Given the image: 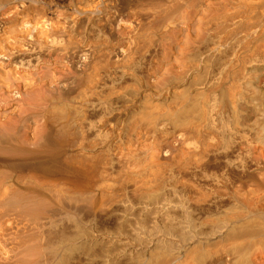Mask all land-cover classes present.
I'll list each match as a JSON object with an SVG mask.
<instances>
[{"label":"bare ground","instance_id":"obj_1","mask_svg":"<svg viewBox=\"0 0 264 264\" xmlns=\"http://www.w3.org/2000/svg\"><path fill=\"white\" fill-rule=\"evenodd\" d=\"M0 12V147L15 153L0 158V264H114L130 246L177 250L171 264H264V0ZM125 164L144 187L130 180L104 209ZM70 193L92 194L114 227L73 229ZM101 235L121 246L99 258Z\"/></svg>","mask_w":264,"mask_h":264},{"label":"rangeland","instance_id":"obj_2","mask_svg":"<svg viewBox=\"0 0 264 264\" xmlns=\"http://www.w3.org/2000/svg\"><path fill=\"white\" fill-rule=\"evenodd\" d=\"M37 3H32V4H28V5H26V9H24L23 8V10H24V12L23 11H21L22 9L21 8H19V9H21V10H19V13L20 14H24V17H25V15H26V13L29 11V9H32L31 11H29L28 13L29 14H31L29 17H31V18H36V17H39L42 13H43V10H41V8H39L40 10H41V12H40V10H39V13H38V10H37V8H38V6H40V5H38ZM32 8H31V7ZM33 6H36L35 8H36V10L33 8ZM29 8V9H28ZM26 10H28V11H26ZM22 13H21V12ZM26 11V12H25ZM35 11V12H34ZM37 12V13H36ZM1 13V12H0ZM35 13V14H34ZM41 13V14H40ZM20 14H17V18L19 17V18H21V17H23V14H22V16L20 15ZM28 14V15H29ZM32 14H34L35 15V17H34V15H33V17H32ZM37 14H40V15H38V16H36ZM18 15H20V16H18ZM15 16V17H14ZM10 17V19H12L11 21H14L15 19H17L16 18V15H12V16H9ZM43 17V16H42ZM15 18V19H14ZM10 24V26H9V28L13 25V27L12 28H14V22H12V23H9ZM8 24V25H9ZM11 28V29H12ZM131 127H133V124L132 125H130ZM130 131L132 130V128H130L129 129ZM134 130V129H133ZM78 142V141H77ZM117 145H119L118 146V149L120 148V145H121V148H120V152H122L124 149H122V147L124 148V145L122 146V144H117ZM132 145V144H131ZM139 146V144L137 143V144H133L132 146V148L133 149H136V147H138ZM140 146H141V144H140ZM76 148V147H75ZM117 148V146H115V150H116V152H118L119 153V151L116 149ZM144 148V146H142L141 147V149L140 148H138L137 150H144L143 149ZM0 149L2 150H0V158H3V156H4V158H8V157H12V156H10V155H13V154H15L13 151H11V149H9V148H6V147H0ZM8 149H9V152H8ZM122 149V150H121ZM148 148H146V150H147ZM125 151V150H124ZM12 152H13V154H12ZM10 154V155H9ZM119 154H121V153H119ZM6 155V156H5ZM9 155V156H8ZM101 155V154H100ZM2 156V157H1ZM8 156V157H7ZM102 156V155H101ZM103 156H104V154H103ZM102 156V157H103ZM125 166H126V164L123 166L124 167V169H128V170H125L126 172H124L123 170V167H122V169H120L119 171H118V173L116 172V173H114L113 175H114V177H112V184H114V182L113 181H115V183H117V185H115L113 188H114V192H113V188L111 189L112 191H110L109 193H110V196H109V194L107 193L105 196H104V200L106 201V200H108L107 201V203L105 204V206H104V209L105 208H107L109 205H111V203L113 204L112 206H114V204H115V202H118L119 201V196L121 197V195H123L124 196V199H125V196L127 195L126 193V188H127V186H128V184L127 183H130V180L131 181H133V180H135V182H136V177L137 176H139L140 175V177H143L144 179H145V176L143 175V176H141V174H143V173H140V172H142L143 170H141L140 168H138V167H135V166H133V167H129V168H125ZM126 167H128V165L126 166ZM133 171V172H132ZM134 171L137 173L138 171H140V172H138V173H140V174H138L137 173V175H136V173H134ZM131 172H132V174H131ZM119 173H121V174H119ZM134 173V174H133ZM129 175V176H128ZM132 175H134V176H132ZM130 177H131V179H130ZM133 178H135V179H133ZM137 178H139V177H137ZM128 179V180H127ZM139 180H140V182H139ZM129 181V182H128ZM138 182H136L137 184H135L136 186L138 185V186H142V187H144V184L142 183L143 181L141 180V179H138L137 180ZM142 181V182H141ZM134 181H133V184L135 183ZM132 183V182H131ZM127 185V186H126ZM118 186V187H117ZM125 186V189L123 190V187ZM140 186V187H141ZM115 189H116V191H115ZM136 189L137 188H135V190H132V195H134L132 198H136V197H138V196H136L137 194H140L139 192H141L142 191V189H137L139 192L137 193V192H135L136 191ZM123 192H125V194L123 193ZM111 193H112V195H114L113 196V198H111L112 197V195H111ZM116 193H117V195H116ZM134 193V194H133ZM136 193V194H135ZM130 194H131V191H130ZM132 195H130V196H132ZM92 198H91V197ZM74 197V198H73ZM108 197H109V199H110V201H109V199H108ZM128 197H129V193H128ZM76 198V199H75ZM130 198V197H129ZM131 198V199H132ZM71 199V200H70ZM73 199H75V200H73ZM91 199H93V196H92V194H90V193H83V195H77V196H75V195H73L72 193H70V196H69V200H70V202H72V200H73V202L74 201H76V200H83L82 202H80L79 201V204H82V207H84V208H82L81 207V205H80V207L81 208H79V211H73V209H71L70 210V212L68 213L69 214V218H68V220H69V222H70V224L73 226V229H75L76 228V231H77V229L78 230H81V231H79V232H81V233H85V231H94V230H96V229H99V230H107L108 228L109 229H112L113 227H114V225H115V222H116V220H114L115 218V215L114 214H109L108 213V211L106 212V211H104V213L103 212H101V209H100V211L98 210V209H94L93 208V205H92V200ZM116 199H117V201H116ZM122 199H123V197H122ZM114 200V201H113ZM72 202V203H73ZM85 202V203H84ZM75 203V202H74ZM87 203V204H86ZM85 204V205H84ZM104 204V203H103ZM84 205V206H83ZM107 205V206H106ZM91 206V207H90ZM109 207H111V206H109ZM90 208H93V209H91L90 210ZM82 209H84V210H82ZM90 210V211H89ZM81 211V212H80ZM97 211H99V212H97ZM90 212V213H89ZM78 213V214H77ZM94 213H96V214H94ZM101 213V214H100ZM71 214V215H70ZM89 214V215H88ZM91 214V215H90ZM95 215V216H93V215ZM74 215H77V218H76V216L75 217H73ZM79 215V216H78ZM87 215V216H86ZM94 217V219H93V217ZM89 217H90V219H89ZM72 222V223H71ZM73 224H75V225H77L78 226V228L76 227V226H74ZM113 226V227H112ZM112 227V228H111ZM94 229V230H93ZM105 237V235L104 236H99L98 238H97V241L99 242H97L98 244V246L96 245V250L97 251H95V254H94V256H99L100 254H101V256H103L102 254H104V253H107L109 250V252H111V251H114V250H116V249H118V248H120V244H118V242L117 241H115V240H112L111 242H108V240L109 239H107V238H104ZM105 245V246H104ZM100 246V247H99ZM103 249H102V248ZM107 249H106V248ZM105 248V249H104ZM128 249L126 250V253H130L131 252V254H127V255H125L126 256V258H125V256L123 257V259L120 257H114V261H113V258H112V263L113 262H115L114 264H132L133 262L135 263V264H137L138 263V260H139V263L138 264H140L141 262H140V260H141V258L144 260V261H142V263H148V261H149V263L151 262V263H153V262H155L156 260V262H157V264H164L165 262H169L170 264L172 263V262H174L176 259H178L182 254L180 253V252H178L177 250H173V251H170V250H168V249H163V251H162V249H160V250H158V249H151L153 252H149V251H151V250H136V249H133V247H127ZM112 249V250H111ZM129 249H130V251H129ZM133 250V251H132ZM157 250V251H156ZM100 251V252H99ZM103 251V252H102ZM105 251V252H104ZM138 251H142V253H141V255H143V256H139V254L140 253H137ZM144 251H146V252H144ZM160 251V252H159ZM99 252V253H98ZM98 253V255H96ZM179 253V254H178ZM147 254V255H146ZM130 255V256H129ZM136 255H138V256H136ZM180 255V256H179ZM101 256H99V258H101ZM128 258V259H127ZM138 258V259H137ZM176 258V259H175ZM94 259H95V257H94ZM98 259V257H96V259L95 260H97ZM134 259V260H133ZM135 259H136V261H135ZM146 259V260H145ZM155 261H154V260ZM94 260V261H95ZM133 260V261H132ZM161 260H162V263H161ZM163 260L165 261V262H163ZM92 262V263H91ZM90 262V264H94L95 262H93V261H91ZM132 262V263H131ZM141 263V264H142Z\"/></svg>","mask_w":264,"mask_h":264}]
</instances>
